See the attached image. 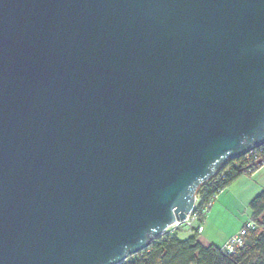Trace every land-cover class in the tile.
Masks as SVG:
<instances>
[{
  "label": "water",
  "instance_id": "1",
  "mask_svg": "<svg viewBox=\"0 0 264 264\" xmlns=\"http://www.w3.org/2000/svg\"><path fill=\"white\" fill-rule=\"evenodd\" d=\"M264 144V0H0V264H122Z\"/></svg>",
  "mask_w": 264,
  "mask_h": 264
},
{
  "label": "trees",
  "instance_id": "2",
  "mask_svg": "<svg viewBox=\"0 0 264 264\" xmlns=\"http://www.w3.org/2000/svg\"><path fill=\"white\" fill-rule=\"evenodd\" d=\"M242 174L239 170L232 171L219 186L225 189ZM216 191L217 188H209L204 192V199H210ZM249 210L250 221L255 227L246 230L243 246L234 253H227L215 245H203L196 233L186 239L173 234L122 264H264V188L250 201Z\"/></svg>",
  "mask_w": 264,
  "mask_h": 264
},
{
  "label": "crops",
  "instance_id": "3",
  "mask_svg": "<svg viewBox=\"0 0 264 264\" xmlns=\"http://www.w3.org/2000/svg\"><path fill=\"white\" fill-rule=\"evenodd\" d=\"M261 172L253 176L240 175L219 195L204 220V231L199 236L203 245L223 247L250 221L249 203L264 188V173ZM178 237L181 238L179 234Z\"/></svg>",
  "mask_w": 264,
  "mask_h": 264
},
{
  "label": "built area",
  "instance_id": "4",
  "mask_svg": "<svg viewBox=\"0 0 264 264\" xmlns=\"http://www.w3.org/2000/svg\"><path fill=\"white\" fill-rule=\"evenodd\" d=\"M263 168L264 144L252 149L239 158L229 160L215 176L199 187V193L197 191L195 205L187 216L170 225L163 232L160 239H164L173 234H178V231L182 228L189 229L200 236L204 231V220L206 216L210 213L211 208L219 195L224 191V188L220 187L219 184L226 178V176L234 170H239L243 174L253 176L259 173ZM209 188H217V191L210 199L206 200L204 199V192ZM253 227H255V223L252 221L248 222L247 226L232 235L221 249L227 253H234L237 248L243 246L246 230Z\"/></svg>",
  "mask_w": 264,
  "mask_h": 264
},
{
  "label": "rangeland",
  "instance_id": "5",
  "mask_svg": "<svg viewBox=\"0 0 264 264\" xmlns=\"http://www.w3.org/2000/svg\"><path fill=\"white\" fill-rule=\"evenodd\" d=\"M262 174L264 173V168L262 169V172H261ZM193 232L191 231V230H189V229H185V228H182V229H180L179 231H178V234H179V236L181 237V238H187V237H189L191 234H192ZM207 233V230H206V232H205V234ZM177 234V235H178Z\"/></svg>",
  "mask_w": 264,
  "mask_h": 264
}]
</instances>
